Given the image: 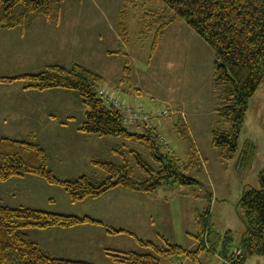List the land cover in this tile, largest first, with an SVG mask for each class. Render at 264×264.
<instances>
[{"label": "rangeland", "instance_id": "374dc122", "mask_svg": "<svg viewBox=\"0 0 264 264\" xmlns=\"http://www.w3.org/2000/svg\"><path fill=\"white\" fill-rule=\"evenodd\" d=\"M59 7V20L32 14L24 26L0 29V78L38 74L51 65L71 67L75 63L99 73L102 76L99 89L110 91L127 106L145 107L139 114L140 122L129 126L130 129L141 131V126H156L164 151L173 153L174 150L185 162L190 160L189 138H192L200 165L186 173L201 186L170 183L149 194L120 186L98 198L72 203L60 185L45 179L41 184L35 178L18 177L0 182V191L6 194L5 201H9L6 205L89 215L101 220L106 226L83 224L80 226L86 230L78 228L69 235L42 232L37 238L52 248L54 254L88 255L91 260L88 262L93 264L117 263L102 248L154 252L143 247L136 236L163 246L166 239L194 251L197 249V240L192 236L197 230L196 212L209 210V242L214 251H203L196 259L175 255L162 259L161 264H231L221 253L230 239L229 254L233 251L239 254V243L246 229L239 201L246 186L260 185V173L264 171V82L249 101L239 149L234 158L225 160L222 148L213 146V131L230 127L219 114L228 89L214 81L213 49L184 20L172 22L153 48L155 29L145 26L144 18L151 12H163L166 5L162 1L65 0ZM122 22L126 36L121 34ZM165 109L169 114L162 117ZM87 111L88 107L74 90L41 91L26 88L21 80L9 83L0 80V129L6 126L11 137L40 144L48 156L49 168L58 178L87 175L101 182L107 174L95 162L120 163L122 155L133 165L135 179L147 178L134 164L130 152L135 148L153 163L146 147L123 138L83 132ZM3 112H14L12 120L18 125L9 127L1 121ZM6 116L10 122L11 118ZM180 131H187L189 136H183ZM246 140L255 143L256 153L250 166L242 168L238 154ZM48 197L50 201L45 200ZM166 200L170 206L166 216L173 220L167 223L164 216L166 228L171 230V224L174 225L171 239L156 233L162 229V222L155 209L162 213L160 204ZM107 226L125 229L134 235L107 234ZM37 229H27L32 240ZM244 264H264V256L248 257Z\"/></svg>", "mask_w": 264, "mask_h": 264}, {"label": "trees", "instance_id": "16d2710c", "mask_svg": "<svg viewBox=\"0 0 264 264\" xmlns=\"http://www.w3.org/2000/svg\"><path fill=\"white\" fill-rule=\"evenodd\" d=\"M64 1L0 0V29L24 26L32 14L42 15L48 20H59V6ZM130 1H162L166 5L163 12H151L144 18L145 26L155 29L153 48L157 47L166 28L180 18L213 49L214 81L228 89L219 114L230 125L228 130L213 131V146L222 148L223 158L231 160L239 149L249 101L264 82V0ZM120 30L126 36L123 22ZM125 70L129 72L128 67ZM0 80L8 83L21 80L25 82L26 88L41 91L55 88L76 91L88 107L86 120L81 128L83 132L138 142L146 147L153 160V163L148 162L143 153L135 148L130 151L134 164L147 176L144 180L134 178V167L122 154L120 163L106 160L95 162L107 174L101 182L87 175L60 179L49 168L48 156L40 144L32 140L0 136V182L25 175L39 176L51 184L64 187L72 203L98 198L120 186L144 193H153L162 185L170 183L183 187L201 186L198 180L186 173L200 165L199 152L192 138H189L190 160L185 162L174 154V150L173 153L164 151L156 126H141V131L130 129L129 126L140 121L125 122L124 110L101 96L99 88L102 76L99 73L75 63L71 67L51 65L38 74L3 77ZM187 133L180 131L183 136H189ZM239 153L238 164L242 168H248L255 157V143L246 140ZM239 206L246 226L239 243V254L236 251L229 254L230 239H227L221 253L231 264H244L248 257L264 256V171L260 173L258 187H245ZM195 219L197 230L192 236L197 240V249L194 251L166 239V245L163 246L136 236L143 247L153 249L154 252L140 253L108 248L105 252L112 261L123 264H161L162 259L175 255L196 259L203 251H214V247L209 242L210 211L198 210ZM83 224L105 225L89 215L77 216L26 207L13 208L0 202V264H93L84 260L57 257L32 240L27 232L29 228H71ZM107 230L109 233L128 232L134 235L125 229L110 226H107Z\"/></svg>", "mask_w": 264, "mask_h": 264}, {"label": "crops", "instance_id": "0c3cea01", "mask_svg": "<svg viewBox=\"0 0 264 264\" xmlns=\"http://www.w3.org/2000/svg\"><path fill=\"white\" fill-rule=\"evenodd\" d=\"M33 94H35L34 92H32ZM67 94H68V92H66ZM61 94L62 95H64V96H66V94L65 93H62L61 92ZM66 109V108H65ZM67 111V110H66ZM65 111V114L66 113H68V112H66ZM6 115H9V117L11 118V121L9 122L8 121V118H7V116ZM11 115H13V117L11 116ZM15 114H14V112H10V114H7L6 112H3V113H1V116H2V120L1 121H3V122H5V123H7V125H9V127L11 126V124H14L12 127H15L16 125H18L17 123H14L13 121L14 120H12V119H14L15 118V116H14ZM1 130V132H0V136H10L9 134H7V132H8V130L6 129V126L4 127V128H2V129H0ZM2 133V134H1ZM26 176H31V175H25V176H21V177H25L24 179H27V178H35V179H37L41 184H44L43 183V181H42V179L43 178H41V177H38V176H35V177H26ZM13 178H18V177H13ZM12 179V178H11ZM29 180V179H28ZM7 182V181H6ZM116 188H119V187H115V188H113V190L114 189H116ZM156 192V191H155ZM154 193V192H153ZM146 194H149V193H146ZM49 198H51V197H48V198H45V200H47V201H50L49 200ZM5 199H6V194L4 193V192H2V191H0V202H2L3 204H5L6 205V203H9V201H5ZM51 200H53L54 202H55V200L56 199H51ZM51 202V203H54V202ZM46 205H48V204H46ZM160 208H161V211H162V213L156 208L155 210H156V212L158 213V215H159V217H160V219H161V222H162V229L161 230H159V232H156V233H159V237L161 236V234H163V235H165L166 237H168L169 239H171L170 237V235L171 234H173L174 233V231H173V228H174V225L173 224H171V230H169V229H167L166 228V223H165V221L168 223L169 221H173L172 220V217H170V218H167V216H166V214L170 211V206H169V204H168V202H167V200H166V202H164V203H162V204H160ZM164 216H166V219H165V221H164ZM84 226H86V225H84ZM102 226H105V225H102ZM78 228H81V226L79 225V227L78 226H75V227H71V228H62V227H51V228H46V229H37L38 231H33L34 232V240H35V242H37L43 249L45 248V250L46 251H48V252H50V253H52V251H53V249L52 248H50L49 249V247L48 246H46V245H43V244H41L40 243V241L39 240H37V238L39 237L38 235L40 234V233H42V232H51V231H54V232H56V233H60V232H62V233H64L65 235H69V234H72V233H74V232H77L76 230H78ZM87 228H81L80 230H86ZM193 229H194V227H193ZM195 229H197V226L195 227ZM70 230H74L73 232H71ZM79 230V231H80ZM187 232H189L190 230H186ZM196 230H194V232H195ZM105 233H107V234H110L109 232H108V230L106 229V231H105ZM188 235H189V233H188ZM110 236V235H109ZM92 240H94L93 239V237L91 238ZM196 242V241H195ZM196 245H197V243H196ZM51 249H52V251H51ZM105 249L106 248H102V252L103 253H105ZM134 251H139L140 252V250H138V249H136V250H134ZM76 253V252H75ZM53 255H55V256H57V257H62V258H69V259H75V260H84V261H91V260H89V258H88V255H86V256H80L79 254H74V256H69V255H71V254H64V255H58V254H54V253H52ZM68 255V256H67ZM76 255H78V256H80V257H75ZM84 257V258H83ZM92 263V262H91ZM115 264H120V263H115Z\"/></svg>", "mask_w": 264, "mask_h": 264}, {"label": "built area", "instance_id": "2783aa9c", "mask_svg": "<svg viewBox=\"0 0 264 264\" xmlns=\"http://www.w3.org/2000/svg\"><path fill=\"white\" fill-rule=\"evenodd\" d=\"M99 93L103 98H105L107 101H109L113 105L120 106L124 112H125V122L127 123H135L140 119L139 114L142 113L145 110V107H131L125 105L118 97H116L113 93L110 91L99 89ZM134 114V116H132ZM162 115L169 114V110L165 109L163 112H161ZM159 114V115H161ZM140 121V120H139Z\"/></svg>", "mask_w": 264, "mask_h": 264}]
</instances>
